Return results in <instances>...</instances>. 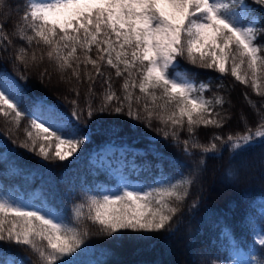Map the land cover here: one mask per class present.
Returning a JSON list of instances; mask_svg holds the SVG:
<instances>
[{
  "label": "trees",
  "instance_id": "obj_1",
  "mask_svg": "<svg viewBox=\"0 0 264 264\" xmlns=\"http://www.w3.org/2000/svg\"><path fill=\"white\" fill-rule=\"evenodd\" d=\"M27 5L28 0H6L3 8L5 14L11 11L12 21L4 28L8 39L0 40V75L14 77L23 91L15 100L22 112L19 124L14 122V114L0 113V199L7 198L26 210L48 209L67 220L74 206L89 196L122 191L123 186L151 190L163 183L191 178L188 195L169 229L108 235L84 221L78 227L87 230L88 235L69 259L73 264H251L254 257L258 262L264 260L255 243L264 235V140L254 137L243 149L233 150L227 139L231 135L235 141L258 130L264 117V95H257L250 83L235 81L230 70L221 78L214 70L181 60L178 71L190 75L197 84L208 82L207 98L219 96L224 100L222 106L213 108V115L219 114L215 118L222 121V126H201L194 134L198 143H216L218 150L202 153L189 143L186 154V126L179 132L178 140H173L171 135L165 137L168 128L155 118L149 125L143 111L145 101L137 104L135 100L140 95L138 88L132 90V107L139 111L141 119L128 115L126 103L124 110L116 113L115 100L106 110H100L109 90L121 100L124 95V77L115 75L106 57L101 62L102 76L96 75L91 64L81 63L77 78L72 69L59 71L48 60L44 45L18 39L19 25L15 32L12 25ZM256 16L259 27L264 29V5L259 6ZM257 43L264 45V32ZM21 48L25 49L24 58L17 60ZM33 55L36 61L31 59ZM77 55L83 59L82 53ZM89 55L97 59L95 47ZM86 73L94 79L89 80ZM44 103L72 117L79 136H87L80 145L79 157L64 161L45 159L23 146L30 144L27 132L33 131L31 121L37 107ZM216 136L221 140H215ZM54 148L53 140L52 153ZM201 159L203 165L199 163ZM8 256L25 264H41L38 255L27 247L2 241L0 261L6 264Z\"/></svg>",
  "mask_w": 264,
  "mask_h": 264
},
{
  "label": "snow or ice",
  "instance_id": "obj_2",
  "mask_svg": "<svg viewBox=\"0 0 264 264\" xmlns=\"http://www.w3.org/2000/svg\"><path fill=\"white\" fill-rule=\"evenodd\" d=\"M5 3L6 0H0V40L8 39L4 28L12 21L11 11L7 14L3 11ZM261 5L264 0L251 3L249 0H28L12 27L15 32L18 24V39L44 45L48 60L61 72L72 69L77 78L81 63L91 64L96 75L102 76L101 62L106 57L115 75L124 77V95L121 100L109 90L101 111L115 100L116 113H121L126 103L128 115L141 119L139 111L132 107V90L138 88L140 95L135 100L137 104L145 101L143 111L149 125L155 118L168 128L165 137L171 135L173 140H178L179 132L186 126L189 134L183 141L186 154L189 143L202 153H214L218 150L216 143L202 145L194 134L201 126H222V121L215 118L219 114L213 115V108L222 106L224 100L219 96L207 98L208 82L197 84L190 75L178 71L179 62L186 60L193 66L214 70L221 78L230 70L235 81L250 83L257 95H264V45L257 43L264 29L259 27L256 16ZM93 47L98 54L95 60L89 55ZM78 52L83 54L82 60ZM24 54L25 49L21 48L16 59L23 60ZM31 59L36 61V56ZM86 75L89 80L94 79ZM0 113L14 114L16 124L22 117L18 103L2 90ZM38 119L31 121L33 131L27 132L30 144L26 142L23 146L45 159L64 161L73 157L83 141L74 139V133L64 136V129L54 127L53 123L45 126ZM260 129H264V117L254 134L249 131L235 141L228 136L231 148L243 149L254 137L264 140V130ZM214 139L219 141L221 137ZM199 163L205 162L201 159ZM192 183L193 179L182 178L151 190H130L123 186L122 191L89 196L74 206L67 220L48 209L26 210L7 198L0 199V242L27 247L38 255L41 264H73L69 258L88 235L87 230H80L79 224L89 221L108 235L164 231L180 211L179 205ZM255 243L264 254V235ZM251 264H264V260L258 262L254 257Z\"/></svg>",
  "mask_w": 264,
  "mask_h": 264
},
{
  "label": "rangeland",
  "instance_id": "obj_3",
  "mask_svg": "<svg viewBox=\"0 0 264 264\" xmlns=\"http://www.w3.org/2000/svg\"><path fill=\"white\" fill-rule=\"evenodd\" d=\"M0 90L7 92L10 94L15 100L19 99L20 93L23 91L22 85L12 76L9 74H1L0 75ZM39 118L37 122L44 121L45 126H47L48 123H53L54 127H59L64 129L63 135L68 136L72 133H74V139H80L82 141L87 140V136H79V134L76 131V124L73 123V118L69 115L65 114L63 111L57 109L51 104H41V106L37 107L36 114L33 119ZM52 129H50L51 131ZM62 149L66 146H61ZM55 152V148H54ZM78 152V153H77ZM73 157H70L65 160L75 159L81 155V147H79ZM109 152L104 153L100 158L103 159L104 156H107ZM120 155V154H119ZM121 156V155H120ZM13 261L16 262V264H25L22 260H14L13 257H7L6 264H13ZM0 264H4L0 261Z\"/></svg>",
  "mask_w": 264,
  "mask_h": 264
},
{
  "label": "bare ground",
  "instance_id": "obj_4",
  "mask_svg": "<svg viewBox=\"0 0 264 264\" xmlns=\"http://www.w3.org/2000/svg\"><path fill=\"white\" fill-rule=\"evenodd\" d=\"M168 148H169V149H172V148H170V146H169ZM168 151H169V150H168ZM168 151H167V152H168ZM164 152H165V151H164ZM171 152H172V151H171ZM77 153H78V152H77ZM175 156H176V155H175ZM175 156H174V157H175ZM179 159H180V158H179ZM58 171H59V170H58Z\"/></svg>",
  "mask_w": 264,
  "mask_h": 264
}]
</instances>
